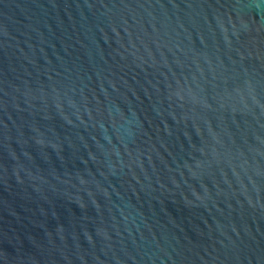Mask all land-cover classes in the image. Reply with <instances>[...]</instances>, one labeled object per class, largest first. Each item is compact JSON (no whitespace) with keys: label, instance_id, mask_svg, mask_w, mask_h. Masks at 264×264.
Returning a JSON list of instances; mask_svg holds the SVG:
<instances>
[{"label":"water","instance_id":"obj_1","mask_svg":"<svg viewBox=\"0 0 264 264\" xmlns=\"http://www.w3.org/2000/svg\"><path fill=\"white\" fill-rule=\"evenodd\" d=\"M0 264H264V0H0Z\"/></svg>","mask_w":264,"mask_h":264}]
</instances>
